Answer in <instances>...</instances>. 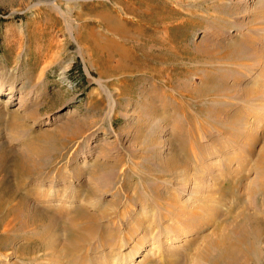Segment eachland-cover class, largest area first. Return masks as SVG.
<instances>
[{"label": "rangeland", "instance_id": "374dc122", "mask_svg": "<svg viewBox=\"0 0 264 264\" xmlns=\"http://www.w3.org/2000/svg\"><path fill=\"white\" fill-rule=\"evenodd\" d=\"M105 17L140 46L135 71L112 68L120 55L107 48ZM263 146L264 0H0V264H165L174 246L181 264H201L192 253L231 212L232 195L255 206ZM184 153L164 174L158 163ZM20 156L28 175L12 174ZM208 183L226 189L228 209L185 223L197 228L186 236L182 226L163 234L191 212L173 208L206 206L189 188ZM79 207L99 220L75 218ZM38 209L58 215L54 227L72 225L77 242L92 233L75 251L82 261L37 249L57 233L54 249L68 247L61 225L19 228ZM17 249L33 262L14 258Z\"/></svg>", "mask_w": 264, "mask_h": 264}, {"label": "bare ground", "instance_id": "6f19581e", "mask_svg": "<svg viewBox=\"0 0 264 264\" xmlns=\"http://www.w3.org/2000/svg\"><path fill=\"white\" fill-rule=\"evenodd\" d=\"M103 22H104V28L108 32L107 33L108 37H106V39H105L106 40L105 42H107L106 43L107 46H109L107 48L110 49V53L111 52L114 53L118 49L121 52V53H119V51H118V57H119V55H120V57L118 58V60H116L117 62L114 65V67H112V68H114V70L116 72H121V73H126V74L129 73V72L135 71L137 69V67H139V66L136 63L134 50L138 49L140 46L139 45L135 46L133 44L132 45H129V44L126 45L124 43V42H129V39H131L130 38L131 36L129 35L127 30L125 28H123L119 22H117V19L116 20H113V19L111 20V18L109 19V18L105 17L103 19ZM114 34H116L119 37V39L122 40L123 43H120L119 41L114 39V37H113ZM152 37H153V33H152ZM96 41L99 42L97 40V38H96ZM93 45H94V49L98 50V48H99L98 45L96 46L95 43ZM66 128H64V129H66ZM262 148L263 149L258 154V157H257V160H256V166L258 168L260 167L259 169H261V170H263L261 167L264 168V146ZM28 149L31 152H33L34 145H32V144L28 145ZM184 154H182V155H173L170 158H167V159L159 162L158 165H159L160 168H162L163 173L164 174H168L176 166H178L179 164L180 165L183 164L185 162L184 158L186 156V153H184ZM27 157L28 156H23V157L20 156V158L18 157L19 158L18 159L19 165H17L18 168L12 170V174L17 175V174L26 172L25 174L28 175L31 171H33L32 168L30 167V165H28L29 163L27 164ZM187 167L188 166H186V164H185V166H183L182 169H177V170H179L178 171L179 175H180L181 172H182V174L185 173V172H188L186 170ZM259 169H257V172H258ZM258 173H260V172H258ZM262 173H264V172L262 171ZM185 177L187 179L188 175H186ZM263 177H264V175H263ZM188 178H190V177H188ZM186 179L184 178V176L181 177L180 181L183 182L182 183L183 185L185 184V180ZM228 179L229 178H227V181H229ZM201 180H202V178H201ZM255 181H256V179H255ZM170 182H174V181H170ZM252 182H254V181H251V183ZM257 182H258L257 188H255V189L252 188L254 191L256 190L255 192L257 193V194H255V198H256L255 199V202H256L255 206L251 207V205L248 204V201H247V199L244 196L245 195L244 192H243L244 194L243 193H239V194H236V195H232L231 194L234 197L232 199L233 203H231L232 206H230L231 212H228L229 214H226V217L224 216L225 217L224 219L221 218L220 223L217 221L219 224H217V226L214 227L213 232H212V233H214L213 236H211L212 233L211 234L207 233V234H209V236L207 234H205L202 237L201 242L196 246V248L194 249L193 253L191 252L194 255V257H193L194 259H196V260L199 259L201 264H264V245L261 243V240L264 239V178L260 177L259 181L257 179ZM200 183H201V181H200ZM234 183H235V181L234 182H232V181L229 182V184H230L229 188L230 189H228V190L234 189ZM182 184H180V185H182ZM195 184H196V182H195ZM197 184H199V183H197ZM210 184L211 183H208L206 185L207 189L204 188L203 185L200 186V187L199 186L196 187V186L193 185V187L189 188L191 193L199 194L198 195L199 198L202 199V202L206 204V206H203V209L200 210L202 212H200L198 210L195 211L193 209L191 210L185 204H183L184 206L183 205L180 206V207L178 206V210H175V208H173V210H174L173 212H175V214H178L177 212H181V211H184V213L186 211H191V212H189L186 215V217L184 219H182V221H180V226L179 227L176 226L177 228H172V227L165 228L163 234L166 232L165 234H168V235L172 236V234L176 232L179 235H182L183 231L180 230V227L182 226L181 228H186L187 229V232L184 233L185 235H183V236H186L189 233V231H195L197 228L195 229L194 225L192 226V225H184V224L185 223L186 224H193L199 218H200L199 220L201 221V219H202L201 215H204V214L207 217L211 216L212 218H214L215 221L219 219L218 218L219 217L218 216V211L220 210V208H223V207L227 206V205H225V203L227 204V202H226V199L224 197L228 193H225L226 189L222 190V189L219 188V191H218V188H217L218 185L216 186V183H212L214 185V187L210 186ZM184 188L187 189L186 187H184ZM243 190L246 191L245 188ZM216 192L220 193V198L219 199H216ZM231 193H232V191H231ZM157 195L163 196L161 194H157ZM160 196H158V197L156 196V198L159 199ZM163 197H165V198L160 197V199H163L164 203H167L169 205V207L167 206L168 208H171L170 206H175L176 207V204L175 203L172 204V202H171V201L175 200V199L172 198L173 196L172 197L163 196ZM167 198H170L171 201H168ZM175 202H176V200H175ZM17 205L19 206V208L23 207V201L18 202ZM200 205H202V204H200ZM226 208H224V209H226ZM227 211H226V213H227ZM32 212H33V216L30 214V215H28L27 220L25 219V221L23 220V221H20L18 223L19 224V228L23 227L27 223V221L28 222L29 221H32V222L35 221V222H39L41 224L40 220H42V222H44V225H43L44 229L42 228L44 231H46L48 228H52V227L55 228V229L57 227L59 228V226L61 225V224H58L57 227H54V220L56 222L58 221L55 218V217H58V215L49 214V213L45 212L44 209H38L37 211H32ZM86 212L88 213V211L86 209H84L82 207H79L75 211L74 217L78 218V219L79 218H83L84 221H87V220L90 219L93 223H96V221L99 220V217H97V215L95 213H88L87 214ZM181 213H183V212H181ZM221 214H222V212H221ZM98 215H100V214H98ZM194 215L195 216L197 215L198 218H195ZM15 216H16V214H15ZM170 216H172V215H170ZM59 217H61V216H59ZM102 217L103 216H101V218ZM194 219H196V220H194ZM3 221L1 222L2 224L5 222V221L4 222ZM40 224H36L35 227L37 228L38 226H40ZM200 226L202 227V225H200ZM41 227H42V225H41ZM19 228L14 229V231L12 230V233L14 235L15 234L18 235L20 233V231H21V229H19ZM71 228H72V225H70V224H67V225H64V226L61 225V227H60V231L63 230V232H65V233H67L66 230L67 231L69 230L68 231V233H69L68 241L69 240L70 241L67 243L68 247H67L66 244H64L66 246V249H64L65 246L63 248H59L58 250L54 249L55 245L58 244V242H60L59 241L60 238H58V233H57V235H49V236L45 235L46 236L45 240L42 241V242H39L41 244L39 245V247L37 249L38 250L39 249L43 250L44 251V255L43 256L45 258H48L49 261H51L50 256L51 257H53V256L58 257L61 253L70 254L71 255L70 258L72 260L74 259L76 261L77 258H78V257L75 258L77 250L81 249L82 245L85 244L86 242H89V241L91 242V240L93 238V235H92V233L90 231L85 232V234L80 236L81 242H77L76 241V236L80 235V234H78L77 232H74L76 230H74L73 228L71 229ZM203 228L204 227H202V229ZM179 230H180L181 233L179 232ZM56 231H57V229H56ZM60 234L61 233H59V235ZM175 238L178 239L179 236H176ZM175 238H170V239L167 238V240H170V242H172ZM5 239H6L5 237L0 238V242H2ZM98 239L100 240L101 238L98 237ZM27 242H29V241H27ZM160 242L162 243V241H160ZM88 245H89L88 248H90V244H88ZM174 247L175 248H171V247L167 248V251L170 254H168V253L165 254L166 255L165 258H164V260L166 261L165 264H172L170 258L174 259L175 260L174 263H176V264H181L182 263L181 258L183 256L178 251V248H176L178 246H174ZM18 248H21L25 252V250H28L29 245H28V248H24V246L23 247H18ZM21 249L20 250L17 249L15 251H13L12 253L10 252L11 254H13L14 258H16L18 261H26L27 259H30L29 261L31 262V260L35 258V257L34 258L25 257L26 255H25L24 252H22ZM31 249L33 251L36 250L35 247L29 248V250H31ZM135 249L136 248H134V250ZM32 250H31V252H32ZM28 253H30V252H28ZM82 258L84 259V257L81 255L80 258H78V260H80ZM129 260H130V258L127 261H129ZM80 261H82V260H80ZM14 263H16V261Z\"/></svg>", "mask_w": 264, "mask_h": 264}]
</instances>
